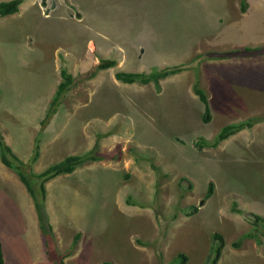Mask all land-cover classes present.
Returning a JSON list of instances; mask_svg holds the SVG:
<instances>
[{
    "label": "rangeland",
    "instance_id": "374dc122",
    "mask_svg": "<svg viewBox=\"0 0 264 264\" xmlns=\"http://www.w3.org/2000/svg\"><path fill=\"white\" fill-rule=\"evenodd\" d=\"M240 2L24 0L18 13L0 18V131L12 151L27 165L39 144L29 164L34 172L83 154L96 140L102 155L45 184L54 246L57 253L70 251L64 264H127L134 254L142 264H159L156 239L165 260L184 252L186 264H206L213 232L224 238L216 264H264V223L256 232L232 210L264 215V119L258 133L244 128L217 146H196L212 142L224 124L243 120L246 106L264 98L263 76L249 77L264 72V61L244 65L248 56L236 55L264 46V7L249 11L248 4L244 19ZM106 60L115 64L90 77ZM179 65L158 89L115 78L117 71ZM61 68L73 84L43 125ZM196 77L208 98L207 122L193 90ZM5 171L14 173L0 160V203L20 201L22 186L5 180ZM11 221L0 207L6 264L41 259L46 245L39 223L19 221L10 229ZM251 231L260 242L246 237L233 246ZM39 264L58 262L45 253Z\"/></svg>",
    "mask_w": 264,
    "mask_h": 264
},
{
    "label": "trees",
    "instance_id": "16d2710c",
    "mask_svg": "<svg viewBox=\"0 0 264 264\" xmlns=\"http://www.w3.org/2000/svg\"><path fill=\"white\" fill-rule=\"evenodd\" d=\"M24 0H6V1H0V17L5 16L8 14H12L18 11L19 6L23 3ZM247 6L246 0H241V10H245ZM236 55L239 56H249V55H255V54H263L264 53V46L261 47H244L241 50H237ZM227 55H235V53H229ZM220 54H214L212 57H220ZM115 64L113 60H108L107 62H102L98 66L95 67V70L91 71L90 77L95 75V71L97 69H104L111 67ZM182 66H174V67H163V68H154L149 73L145 72H127V71H117L115 73V78L123 83H134V82H140L142 84H147L149 82L154 83V85L159 88V80L170 75L175 74L177 72H180L182 70ZM62 80L58 83L56 91L54 93L53 98L50 101V107L49 111L47 112L45 118L41 120V124L44 125L46 120H48L53 113L56 112L58 105L60 104L61 98L63 93L68 90V88L73 84V77L72 75L65 69L61 68L60 71ZM193 90L195 94L197 95L198 99L203 103L204 106V113H203V120L205 122L209 121L210 119V108L208 104L207 97L205 95V92L203 89L199 86V80L198 77H196V80L193 84ZM255 119H247L243 122L238 123H230L222 126L218 133L216 134L214 140L210 143L207 141L201 139V141H198L196 143V146H217L218 143L224 139H226L228 136L234 134L238 130H241L246 127H250L254 122ZM38 140V139H37ZM39 144H35L34 153L32 155V158L29 159L28 164L24 163L11 149L10 145H8L5 142L4 136L2 135L0 131V160L2 164L5 166L13 169L17 176L19 177V180L24 184L27 191L29 192L37 212L38 221L40 224V228L43 231L44 237H45V245H46V253L49 260L57 261L58 264H64L63 258L70 254V251H66L63 253H57L56 248L54 246L53 241V235H52V228L49 223L48 215L45 210L44 205V199L46 196V190H45V182L48 180L54 178L55 176L63 173H71L77 165H81L87 161H94V160H100L102 159V156H99L96 154V149L98 147L97 142H94L93 146L90 150L84 152L83 154H70L65 156L62 160L53 163L49 165L47 168H45L43 171L35 173L32 171L29 164L33 163L39 156ZM153 168H155L153 166ZM37 187V188H36ZM212 193V184L209 183L206 196H210ZM129 202V201H127ZM192 211H196V206H190ZM232 210L236 212H242L244 214L245 218L252 222V224L255 226L261 225L264 220V218L258 214L252 213V212H243L239 209ZM248 232L237 241L233 243L234 247H237L240 245V242L243 238L246 237H253L256 238L257 242H260V238H257L256 232ZM253 232V233H252ZM79 235L76 234L74 237V242L78 239ZM164 237V230L161 231V235L159 238ZM212 243L210 247V254L207 257L206 264H216L218 258L221 254V249L224 245V238L221 233L219 232H213L211 235ZM161 239H157L155 241V248L156 253L159 259L161 258V251L159 250V242ZM144 244V242L140 241V244ZM188 260L187 255L184 252H179L172 258V260L168 264H186ZM3 252L1 249V242H0V264H3Z\"/></svg>",
    "mask_w": 264,
    "mask_h": 264
},
{
    "label": "crops",
    "instance_id": "0c3cea01",
    "mask_svg": "<svg viewBox=\"0 0 264 264\" xmlns=\"http://www.w3.org/2000/svg\"><path fill=\"white\" fill-rule=\"evenodd\" d=\"M0 1H4V0H0ZM246 3H247V9H248V4L250 6L249 11H252V10L255 11L259 7H264V0H246ZM21 5H20V7H21ZM240 5H241V2H240ZM255 5H258V7H255ZM20 7H19V9H20ZM246 10H244V12H243L244 17H245L244 19L247 18V12H245ZM16 13H18V12H16ZM12 15L13 14L8 15V16H12ZM239 21L241 22L242 18ZM239 21H237V22H239ZM234 22H235V24H239V23H236V20H234ZM263 61H264V54L248 56V59L246 61H244V62L241 61L240 63L247 65V63L250 62V63H256L258 66H261ZM260 76H263V78H264V72L258 71V74L256 77H252V76H249V77L257 80ZM250 97H252V93L249 92V98ZM247 112H249L250 114H248ZM245 113H246L245 114L246 116L244 117V119H246L249 116L256 118V120L258 119V121L252 127H250V129L255 128L257 133L260 132L261 128L259 127V125H260L259 123L263 122L261 120L264 119V98L261 101L257 102L256 105L255 104H251L249 106L247 105L245 108ZM262 136H264V135H262ZM5 172H7V171H5ZM5 172H3V173H5ZM14 173H8L7 172V175H6L7 177H4V179L5 180H7V179L11 180L12 185L16 186V182L17 181L20 182V180H19V177L17 176V174L16 173L14 174ZM3 176H4V174H3ZM20 184L22 186V190L19 191L21 194L20 195V198H21L20 201H16V200L9 198L10 200L9 199H8V201L4 200L3 203L1 202L2 204L0 203L1 204L0 207L3 209L5 215L12 220L10 223V229L14 223H17L19 221H22L23 223H30L33 226L36 223H39L33 200L31 198V196L29 195V193L27 192L25 186L21 182H20ZM16 192H18V191H16ZM19 217H22V218L20 220H18ZM35 220H37V221H35ZM38 231L40 232L39 224H38ZM5 237L4 238L0 237V242L2 244V250H3V257H4V263L3 264H6V252H5V245H6L5 239L6 238ZM44 244H45V242H44ZM142 253L143 252H141V254L138 253V255L141 257H144L145 255H142ZM43 255H45V248H43V251H42V258H43ZM134 255L129 256L126 259L127 264H142L141 259H138V258L134 259L133 258ZM42 258L40 259V257L38 256L37 261L31 258V264H39L41 262Z\"/></svg>",
    "mask_w": 264,
    "mask_h": 264
},
{
    "label": "clouds",
    "instance_id": "9594fccd",
    "mask_svg": "<svg viewBox=\"0 0 264 264\" xmlns=\"http://www.w3.org/2000/svg\"><path fill=\"white\" fill-rule=\"evenodd\" d=\"M4 1H6V0H4ZM20 7V6H19ZM17 12H19V9H18V11ZM16 13V12H15ZM12 14H14V13H12ZM8 15H11V14H8ZM8 15H5V16H8ZM5 16H1L0 18H2V17H5ZM250 56H253V55H250ZM104 62H107V60L106 61H104ZM199 80V79H198ZM121 82V81H120ZM128 84V83H127ZM200 86V85H199ZM202 88V87H201ZM204 91V90H203ZM205 92V91H204ZM206 93V92H205ZM206 97H207V95H206ZM207 100H208V98H207ZM209 104V103H208ZM255 119V118H254ZM243 121H245V119H243V120H241V121H239V122H243ZM258 121V119L250 126V127H252L256 122ZM41 122V121H40ZM226 124H228V123H226ZM226 124H224V125H226ZM223 125V126H224ZM246 128H249V127H246ZM244 129V128H243ZM239 131V130H238ZM236 133V132H235ZM3 135V134H2ZM4 136V135H3ZM4 139H5V137H4ZM5 142H6V139H5ZM95 142H97V144H98V141L96 140ZM7 143V142H6ZM8 144V143H7ZM94 144V143H93ZM9 145V144H8ZM11 147V146H10ZM39 149V148H38ZM91 149V148H90ZM89 149V150H90ZM97 149H98V147H97ZM97 149H96V153H97ZM262 150H263V145L261 146V149H260V152H262ZM75 154V153H74ZM98 154V153H97ZM70 155V154H69ZM99 156H102V155H99ZM37 160V159H36ZM35 160V161H36ZM34 161V162H35ZM33 162V163H34ZM151 166L153 167H155V168H153V169H155V170H157V168H156V166L154 165V163L153 164H151ZM7 167V166H6ZM48 167V166H47ZM46 167V168H47ZM9 168V167H8ZM11 169V168H10ZM13 170V169H12ZM44 170V169H43ZM42 170V171H43ZM14 171V170H13ZM15 172V171H14ZM34 172V171H33ZM16 173V172H15ZM35 173H38V172H35ZM60 175V174H59ZM58 176V175H57ZM56 177V176H55ZM21 182V181H20ZM22 183V182H21ZM181 182H179V187L181 186V184H180ZM23 184V183H22ZM45 184H46V182H45ZM45 184H44V186H45ZM24 185V184H23ZM26 188V187H25ZM181 188V187H180ZM188 188V187H187ZM187 188H186V190H187ZM27 190V189H26ZM46 190V189H45ZM185 190V191H186ZM182 191H184V190H182ZM28 192V191H27ZM29 193V192H28ZM30 195V194H29ZM205 195H206V193H205ZM208 198V197H207ZM204 199L206 200V198L204 197ZM203 199V200H204ZM34 203V202H33ZM133 204V203H132ZM35 206V205H34ZM191 206V205H190ZM197 207V206H196ZM197 209H198V207H197ZM36 210V209H35ZM192 210V209H191ZM250 212H252V211H250ZM252 213H255V212H252ZM36 214H37V212H36ZM255 214H257V213H255ZM258 215H260V214H258ZM260 216H262L263 218H264V215H260ZM38 218V217H37ZM263 223H264V221H262ZM262 223V224H263ZM158 224H160V223H158ZM253 225V224H252ZM39 227H40V225H39ZM158 227H159V225H158ZM40 229V228H39ZM79 235V234H78ZM44 236V235H43ZM75 237V236H74ZM79 237H80V235H79ZM79 237H78V239H79ZM165 237V236H164ZM77 239V240H78ZM76 240V241H77ZM157 240V239H156ZM140 242V241H139ZM141 242H144V244L143 245H149L151 242H149V241H141ZM142 244V243H141ZM153 244H155V241H154V243ZM160 245V244H159ZM72 246H74L73 245V242H72ZM142 247H144V246H142ZM153 248H154V246H153ZM1 249H2V244H1ZM134 250V249H133ZM136 251V250H135ZM134 251V252H135ZM154 251V250H153ZM2 252H3V250H2ZM45 253H46V248H45ZM63 253V252H62ZM179 253V252H178ZM141 254V253H140ZM177 254V253H176ZM46 255H47V253H46ZM70 255V254H69ZM69 255H67V256H65L64 258H66V257H68ZM142 255H145V254H142ZM221 255V254H220ZM137 256H139L138 254H137ZM176 256V255H175ZM134 257H135V255H134ZM64 258H63V261H64ZM156 258H157V255H156ZM173 258V257H172ZM172 258L170 259V260H165L164 258H162V251H161V258L159 259L160 261H159V264H168L171 260H172ZM220 258V257H219ZM219 258H218V260H219ZM139 259V258H138ZM218 260H217V262H218ZM3 261H4V257H3ZM146 261V260H145ZM216 262V263H217ZM4 263V262H3ZM111 263V262H110ZM110 263H107V262H105V263H103V264H110ZM112 264H115V262H113ZM148 264V263H147Z\"/></svg>",
    "mask_w": 264,
    "mask_h": 264
}]
</instances>
